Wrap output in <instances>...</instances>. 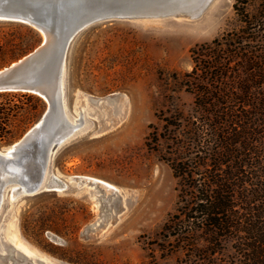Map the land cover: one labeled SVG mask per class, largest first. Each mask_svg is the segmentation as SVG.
Listing matches in <instances>:
<instances>
[{"label":"rangeland","instance_id":"rangeland-1","mask_svg":"<svg viewBox=\"0 0 264 264\" xmlns=\"http://www.w3.org/2000/svg\"><path fill=\"white\" fill-rule=\"evenodd\" d=\"M234 4L208 0L191 14L110 19L74 38L63 102L67 119L83 124L49 160L47 180L56 179V189L16 199L4 190L0 264H240L232 240L210 244L209 233L178 212L181 182L171 168L177 157L212 151L211 132L185 82L194 53L241 28ZM257 4L252 0L246 11L254 13ZM30 29L0 21V70L42 42ZM30 95L43 108L23 130L18 120L33 114L37 102L15 98L26 115L7 125L0 150L45 112L46 102Z\"/></svg>","mask_w":264,"mask_h":264},{"label":"trees","instance_id":"trees-1","mask_svg":"<svg viewBox=\"0 0 264 264\" xmlns=\"http://www.w3.org/2000/svg\"><path fill=\"white\" fill-rule=\"evenodd\" d=\"M251 1L235 0L241 28L194 53L185 82L211 132L212 151H200L198 159L177 157L171 168L181 182L178 212L209 233L210 244L232 240L240 264H264V152H258L264 151V0L252 14L246 11ZM19 97L34 99L0 93V136L26 110L12 103ZM34 100L33 114L18 120L23 130L44 106Z\"/></svg>","mask_w":264,"mask_h":264},{"label":"water","instance_id":"water-1","mask_svg":"<svg viewBox=\"0 0 264 264\" xmlns=\"http://www.w3.org/2000/svg\"><path fill=\"white\" fill-rule=\"evenodd\" d=\"M116 1L0 0V21L23 23L42 35V42L33 51L0 70V93H30L47 104L41 118L8 147V152L0 150V206L7 187L11 199L45 190L50 185L45 179L52 154L82 127L83 120L75 125L67 119L63 102L64 65L74 38L98 22L145 18L103 6ZM8 249L14 253L11 247Z\"/></svg>","mask_w":264,"mask_h":264},{"label":"bare ground","instance_id":"bare-ground-1","mask_svg":"<svg viewBox=\"0 0 264 264\" xmlns=\"http://www.w3.org/2000/svg\"><path fill=\"white\" fill-rule=\"evenodd\" d=\"M207 2L208 0H117L115 3L109 2L103 6H109V8L116 7L124 13H138L139 16L151 18L172 16L179 13L191 14L202 8ZM8 149L5 152H8ZM47 177L48 174L45 179L46 181ZM59 185L60 183L56 180L54 184L48 185L45 189L54 190ZM104 186H106V190H113V187L110 185L104 184Z\"/></svg>","mask_w":264,"mask_h":264}]
</instances>
